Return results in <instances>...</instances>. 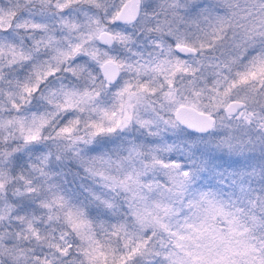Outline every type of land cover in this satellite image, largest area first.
Here are the masks:
<instances>
[{"label": "snow or ice", "instance_id": "snow-or-ice-1", "mask_svg": "<svg viewBox=\"0 0 264 264\" xmlns=\"http://www.w3.org/2000/svg\"><path fill=\"white\" fill-rule=\"evenodd\" d=\"M0 264H264V0H0Z\"/></svg>", "mask_w": 264, "mask_h": 264}]
</instances>
